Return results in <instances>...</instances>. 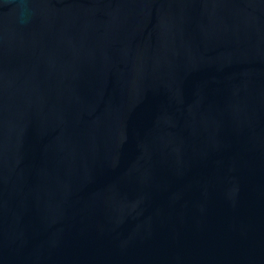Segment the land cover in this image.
Masks as SVG:
<instances>
[{
  "label": "water",
  "instance_id": "1",
  "mask_svg": "<svg viewBox=\"0 0 264 264\" xmlns=\"http://www.w3.org/2000/svg\"><path fill=\"white\" fill-rule=\"evenodd\" d=\"M0 264H264V0H0Z\"/></svg>",
  "mask_w": 264,
  "mask_h": 264
}]
</instances>
